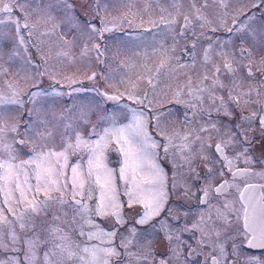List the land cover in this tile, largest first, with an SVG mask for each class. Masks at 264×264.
<instances>
[{"label":"snow or ice","instance_id":"1","mask_svg":"<svg viewBox=\"0 0 264 264\" xmlns=\"http://www.w3.org/2000/svg\"><path fill=\"white\" fill-rule=\"evenodd\" d=\"M228 7L0 0V264H264V0Z\"/></svg>","mask_w":264,"mask_h":264},{"label":"rangeland","instance_id":"2","mask_svg":"<svg viewBox=\"0 0 264 264\" xmlns=\"http://www.w3.org/2000/svg\"><path fill=\"white\" fill-rule=\"evenodd\" d=\"M83 0H72V3L75 4L77 6V9L79 11H82V9H80V5L82 4ZM138 2L143 5V3L145 2V0H138ZM148 2H153L154 0H148ZM228 2V12L230 13L229 19L227 21L228 26H231V16L232 14H235L237 16H239L240 18H242L241 14H247V15H251L252 13H256L257 17L260 16V13H257L256 8L252 7V5L256 2V0H227ZM115 14V13H114ZM157 18H158V10H157ZM148 15L145 14L144 19L147 21L148 19ZM182 23V20H181ZM145 27H149V25L145 24ZM65 31H67V26H65L64 28ZM218 36L221 37H225L226 36V29H222L221 31L217 32ZM71 38V37H69ZM181 47H183V43L181 44ZM0 48H2L3 52H4V61H7L8 57H7V53L10 51L11 46L8 44H4V45H0ZM56 49H53V53L55 52ZM76 52H79V48L76 49ZM33 54L35 56V58L38 60L39 56L35 54V52L33 51ZM4 61H0V63L4 62ZM22 63V61L20 59H16L14 63H5L4 66L5 67H9L11 69L12 72H17L18 71V67L19 65ZM56 67L58 70L60 71H65V72H74L76 71V66L73 65H67V64H60V63H56ZM79 67H81V69L83 70V65H79ZM25 76V73L23 71L19 72V75L17 77V79L19 80V83L21 86L27 87L25 85L24 79L23 77ZM66 102H67V98H66ZM16 115H18L19 113H15ZM57 114H59V109H57ZM51 118V117H49ZM113 162H115V157H113Z\"/></svg>","mask_w":264,"mask_h":264},{"label":"flooded vegetation","instance_id":"3","mask_svg":"<svg viewBox=\"0 0 264 264\" xmlns=\"http://www.w3.org/2000/svg\"><path fill=\"white\" fill-rule=\"evenodd\" d=\"M256 10H257V11H256L257 13H261V11H262V9H260V8H256ZM217 34H218V33H217Z\"/></svg>","mask_w":264,"mask_h":264}]
</instances>
